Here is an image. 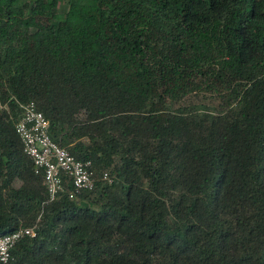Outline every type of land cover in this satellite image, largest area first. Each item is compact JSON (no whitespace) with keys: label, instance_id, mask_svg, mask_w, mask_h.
Returning a JSON list of instances; mask_svg holds the SVG:
<instances>
[{"label":"trees","instance_id":"trees-1","mask_svg":"<svg viewBox=\"0 0 264 264\" xmlns=\"http://www.w3.org/2000/svg\"><path fill=\"white\" fill-rule=\"evenodd\" d=\"M31 101L93 189L49 200ZM33 226L7 264H264V0H0V236Z\"/></svg>","mask_w":264,"mask_h":264},{"label":"built area","instance_id":"built-area-1","mask_svg":"<svg viewBox=\"0 0 264 264\" xmlns=\"http://www.w3.org/2000/svg\"><path fill=\"white\" fill-rule=\"evenodd\" d=\"M23 114L16 130L20 135L25 153L34 161L36 172H43L49 200H55L65 190V181L71 180L74 198L77 192L93 189L97 176L91 160L76 158L67 148L54 141L49 133L50 122L44 113L37 109L34 101L22 105ZM104 180L112 181L108 171L102 173ZM36 226L20 228L12 233L0 236V263L12 260V250L24 237H35Z\"/></svg>","mask_w":264,"mask_h":264}]
</instances>
